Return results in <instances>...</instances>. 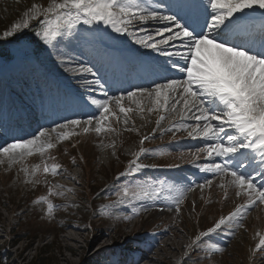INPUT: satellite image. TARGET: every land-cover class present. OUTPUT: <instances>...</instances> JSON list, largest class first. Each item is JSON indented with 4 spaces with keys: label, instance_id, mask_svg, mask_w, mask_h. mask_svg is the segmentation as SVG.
Here are the masks:
<instances>
[{
    "label": "rangeland",
    "instance_id": "1",
    "mask_svg": "<svg viewBox=\"0 0 264 264\" xmlns=\"http://www.w3.org/2000/svg\"><path fill=\"white\" fill-rule=\"evenodd\" d=\"M50 2L0 0V147H6L14 139H19L13 133L17 134L28 127L32 134L29 135L25 129L22 132L23 139H30L39 130L47 128L49 136L42 139L55 145L44 153L34 150L22 159L17 157L11 160L0 153V264H135L144 256H156L161 260L150 264H264V251L256 248L261 236H264L262 203L258 202L248 210L238 223L222 225L215 233L197 241L201 233H206L221 217L228 216L237 206L245 204L249 197L246 193L236 195L238 189L230 185V175L200 171L202 163H221L222 160L198 153L197 150L203 148V141H193L185 130L173 128L169 131L171 125L176 123L174 114L165 116L158 126L160 115H166L163 110L148 111L153 104L147 98H143L139 105L125 99L124 107L134 110L127 114L121 113L113 101L111 110L117 115L110 116L104 122L105 130L100 133L94 130L96 121H93L87 132L83 130V123L79 127L52 131L56 124H64L69 119L86 121L89 115L99 118L100 110L94 106L86 107L81 101L87 96L99 99L107 97L99 89L91 91L85 87L74 90L68 86H76L79 81L70 76L73 71L69 67L75 68V63H66L61 57L67 52L64 44L72 38H58L54 47L44 44L35 35L40 30L42 16L32 20L29 28L18 32L15 37L3 36L14 22L24 18L23 14L33 4L47 7ZM93 27L110 34L112 39L106 38L98 51L108 50L111 54L105 57L106 54L85 50L78 44L81 50H85L78 51L82 63L94 65V72L108 82V97L134 91L135 88L116 93L109 90L108 65L114 64L120 68L130 61L129 66L134 70V63L140 64L139 58L144 61L143 66L154 68L156 60L147 63V56L133 54V59L122 56V48L127 47V36L115 33L102 24H80L77 32L83 35L86 29ZM28 31L34 33L29 40L26 39ZM149 56L155 57L153 54ZM122 57L126 60H121ZM177 77L178 73L172 79ZM130 78L129 82L133 81L132 75ZM158 82L163 83L162 80ZM111 84L113 87L116 85L113 82ZM151 85L154 87L153 83ZM140 107L145 110L140 112ZM38 109L40 113L45 112L43 118H38L47 124L42 126L39 121L41 125L36 131L33 126V129L30 127L33 121L30 116L33 113L38 116ZM27 110L31 111L23 120ZM19 116L18 119L27 122L28 126L18 130L14 126L18 119L14 123L8 120H15ZM125 119L129 121L127 125L123 122ZM6 127H9V134L13 138L8 135ZM59 132L69 135L60 140ZM159 133L163 135L141 144L142 136ZM169 139L172 140L171 144L166 146L163 142ZM141 147L148 151L138 162L148 167L130 176H121L128 170L130 161L135 159L134 154ZM194 153L198 154L199 159H194ZM158 164H179L184 168L166 171L157 169L155 166ZM53 165H59L60 168L56 172L43 171L45 166L51 168ZM199 175L204 177L203 181L197 180ZM252 175L255 176V172ZM262 178L263 181L257 183L258 187L264 184ZM209 180L211 184H205ZM157 181H164L165 187L174 183L190 186L191 190L186 192L179 211L170 199H166L174 197L176 193L165 191L139 214L124 219L131 215L134 205L140 207L145 202L119 203L122 189ZM107 185L110 190L104 194L102 190ZM42 196L55 205L52 215L48 214L46 202H38ZM105 206L109 207L106 209ZM105 211L110 214H104ZM154 231L169 233L166 238L170 242H165L168 258L156 246ZM213 247L218 250L210 251Z\"/></svg>",
    "mask_w": 264,
    "mask_h": 264
},
{
    "label": "snow or ice",
    "instance_id": "2",
    "mask_svg": "<svg viewBox=\"0 0 264 264\" xmlns=\"http://www.w3.org/2000/svg\"><path fill=\"white\" fill-rule=\"evenodd\" d=\"M257 12L259 28L255 24L254 14ZM23 16L22 20L4 31L5 38L15 37L18 32L29 28L32 20L42 16L40 30L35 35L50 47L55 46L58 38L71 37L85 50H100L106 38L112 39L110 34L93 27L81 35L77 26L102 24L115 33L130 37L135 44L166 57L159 68H144L150 76H159L165 82L153 81L154 87L135 86L134 91H126V95L118 97H108L106 82L102 83V78L94 72V65L71 61L78 66L70 68V71L95 77L85 80L83 86L91 91L99 89L107 98L87 96L81 101L86 107L94 106L100 110L99 118L89 115L86 121L69 119L64 124H56L52 131L79 127L83 123V130L87 132L96 121L94 130L100 133L105 130L104 122L117 115L111 110L113 101L121 113L127 114L134 109L124 107L125 99L139 105L143 98H147L153 104L148 111L163 110L174 114L176 123L169 131L183 129L190 138L211 141L197 152L206 153L209 158H221L222 162L205 163L200 166V171L230 175V185L238 189L236 195L246 193L249 197L245 204L221 217L206 233H201L197 241L215 233L222 225L238 223L258 202L264 204V184L258 187L254 183L255 177H264V0H168L167 4H152L148 0H51L47 7L33 4ZM150 23L163 26L146 29L144 26ZM173 70L183 74L184 78L172 79L163 75ZM144 110L139 108L140 112ZM189 114L195 121L194 126L185 122ZM165 118L160 115L157 125ZM123 122L125 125L129 123L128 119ZM68 135L67 132H59L58 138L63 140ZM47 136L49 129L45 128L30 139H14L13 143L0 147V153L11 160L22 159L34 150L44 153L46 149L55 147L42 139ZM148 139L150 136H144L141 144ZM147 151L141 147L134 154L135 159L130 161L128 170L120 175L127 176L148 167L138 162ZM193 157L199 159L198 154L194 153ZM59 168V165L45 166L43 171L56 172ZM243 168H251L252 171H241ZM205 184L210 185L211 181H205ZM190 190L189 185L175 183L165 187L164 181L145 182L134 188L125 186L119 203H145L140 207L134 205L131 215L123 218L131 219L132 215L139 214L165 191L176 193L166 199H170L179 211L186 192ZM38 202H46L48 214L52 215L55 205L46 196L40 197ZM108 207L105 206L106 209ZM104 214L110 213L105 211ZM256 248L264 251V236ZM209 250L218 249L213 247Z\"/></svg>",
    "mask_w": 264,
    "mask_h": 264
},
{
    "label": "bare ground",
    "instance_id": "3",
    "mask_svg": "<svg viewBox=\"0 0 264 264\" xmlns=\"http://www.w3.org/2000/svg\"><path fill=\"white\" fill-rule=\"evenodd\" d=\"M160 2H163V3H167L168 2V0H148V3H152V4H155V3H160ZM256 15H259V14H254V16H256ZM154 25H156V24H154V23H150V24H147V25H145L144 27L146 28V29H149V30H151V29H154L155 27H152V26H154ZM160 26H163V25H160ZM157 28V27H156ZM63 44L65 43V42H62ZM126 43H127V47L126 48H122L123 49V53H124V57H126L127 58V56H128V58L130 57V58H134L133 56H131V55H133V54H139V55H142V56H147V58H149V61H147V63H151V60L153 61V60H156V64L154 65V68H159V63L160 64H163L164 62H165V60H166V57H164V56H162V55H159V54H157V53H155L154 51H152L151 49H146V48H143V47H141L140 45H137V44H135V42L130 38V37H128L127 36V38H126ZM65 46H66V50H67V52H66V54L64 55L63 54V56H61V57H64V59H63V61L64 62H66V63H70V64H74V63H71L70 61L71 60H76V61H79V62H81L82 63V61H81V59H80V57H79V54H78V51L80 52V51H83V50H81L80 49V47H79V45H78V43H76L74 40H71L70 42H67V43H65L64 44ZM118 48V47H117ZM62 49H64V48H62ZM61 50V49H60ZM85 51V50H84ZM89 51H94V52H97V53H99V54H106L105 55V57H108L109 56V54H111V51H108V50H103V51H98V50H89ZM151 54H153V55H155V57L154 58H152V56H149V55H151ZM122 55V54H121ZM124 57H122L121 58V60H126ZM136 57V56H135ZM114 58V57H113ZM137 58V57H136ZM174 59V58H173ZM118 60V59H117ZM137 60H139L140 61V64H142V62H143V64H144V61H141L139 58H137ZM135 61V60H134ZM117 62V61H116ZM109 63V62H108ZM111 64V63H110ZM117 64V63H116ZM139 63H136V65L138 66H140V68L141 69H139L140 71L138 72V73H140V75H141V78H140V81H131V82H129V79H131L130 77H131V75L132 74H130L129 76H128V78L126 79V83H125V86H124V88H117L118 90L117 91H123V90H131V88H135V86H149L150 87V85L153 83V81H155V82H158V81H161L162 79L159 77V76H156L157 78H155L153 75H149L146 71H143L142 69V67H141V65H140ZM109 66V68L110 69H114L115 68V65L114 64H111V65H108ZM75 67H77V64L75 63ZM69 68H71V67H69ZM100 71V69L98 70V72ZM174 71V72H173ZM173 71H170V72H168V73H164V75H166V76H168V77H170V78H172V77H176V75H177V73H178V76H179V78L177 77V79H180L181 77H182V79L184 78V76H183V74H181V73H179V72H176L175 70H173ZM109 73V72H108ZM70 76H72L73 78H75V79H78L79 81H77V84H76V86L75 85H68V84H66V85H68L70 88H74V90H76L77 88H81V89H84L85 88V86H83L84 85V81H85V79L86 78H90V80H93V79H95V77L94 76H92L91 74H81V73H77V72H73L72 74H70ZM101 77V76H100ZM118 77L120 78L119 80H125V76L124 75H121L120 73H118ZM102 78V77H101ZM107 78V77H106ZM143 80H144V82L145 83H143ZM106 82V83H105ZM162 82H165L164 80H162ZM102 83H105V88H108V82L105 80V79H103L102 78ZM110 84H111V82L109 83V86H110ZM152 86V85H151ZM69 88V89H70ZM109 90H111V88L109 89ZM112 90H114V89H112ZM86 92V91H85ZM109 93H110V91H109ZM49 107H51V106H49ZM180 107V105H177V108H179ZM37 112H38V117H43V113H45L44 111H42V113H40V111H39V109L37 110ZM163 113H165L166 115H164V116H166V117H168L170 114H173V113H170V112H163ZM162 114V113H161ZM52 119L53 118H51V121H52ZM43 120V119H42ZM50 121V120H49ZM187 124H190V125H193L194 126V124H195V121L192 119V116H191V114H189L188 116H187V118H186V121H185ZM215 122V121H214ZM18 123H21V125L19 124L18 125ZM33 123H36V122H34V120L32 121V124ZM42 123V126H44L45 124H47V122L46 121H44V122H41ZM40 123L38 124V128L40 127ZM13 126V125H12ZM14 126H17V129L19 130V129H21L23 126H28V123L27 122H24V121H21V119H18V121L14 124ZM19 126V127H18ZM6 129H7V131H8V135H10L11 136V138H13V136H12V134L10 133L9 134V131H10V129H9V127L7 128L6 127ZM189 130H191V129H189ZM226 131L227 132H229V133H231V130L230 129H226ZM186 132V134H187V131H185ZM19 133H21V135L22 136H24L23 134H22V131H20V132H18L17 134H16V136H18V134ZM188 135V134H187ZM9 139V138H8ZM193 141H203V147H205V144L206 143H208V142H211V141H205L204 139H200V138H196V139H192ZM202 154H206V153H203L202 152ZM201 164V163H200ZM202 164H204V163H202ZM196 168V167H195ZM200 168V167H199ZM249 170H251V168H247L246 170H241V171H246V172H249ZM203 176H205V177H210L211 175H203ZM256 180H254V183H258V181H259V179H262V178H260V177H256L255 178ZM197 180L198 181H203L204 180V177H202V175H199V176H197ZM256 181V182H255ZM171 222H173V221H171ZM176 227V226H175ZM174 228V227H173ZM159 229V228H158ZM158 229H155V230H158ZM169 229V228H168ZM177 229V228H176ZM180 229V228H179ZM174 230V229H173ZM172 233V232H171ZM169 233L168 232H166V231H161V232H158V231H154V236H156L155 237V241H156V246L159 248V250H161V253H163L164 254V256L166 255V258H168V256H169V253H168V251H167V248H165V246L167 247V244L165 243L166 241H169V238H166L167 237V235H168ZM176 235V234H175ZM174 235V236H175ZM121 236V235H120ZM170 242V241H169ZM165 243V244H164ZM171 245V244H170ZM174 245V244H173ZM171 247V246H170ZM170 253H171V251H170ZM162 254V255H163ZM158 257H156V256H144V257H140V259H138V261L137 262H135V264H150V262H153V261H157L158 259H157ZM165 258V259H166ZM168 260V259H167ZM158 261H161V260H158Z\"/></svg>",
    "mask_w": 264,
    "mask_h": 264
},
{
    "label": "trees",
    "instance_id": "4",
    "mask_svg": "<svg viewBox=\"0 0 264 264\" xmlns=\"http://www.w3.org/2000/svg\"><path fill=\"white\" fill-rule=\"evenodd\" d=\"M34 35V33L32 34V33H30V31H28L27 33H26V39H30V38H32V36ZM18 36H20V35H18ZM102 191H104V193H106L107 192V188H104ZM100 196V195H99Z\"/></svg>",
    "mask_w": 264,
    "mask_h": 264
}]
</instances>
